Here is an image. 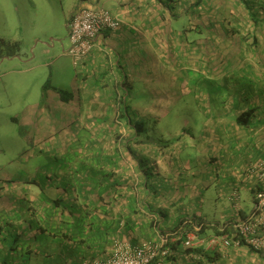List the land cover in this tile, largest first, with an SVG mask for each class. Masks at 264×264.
Masks as SVG:
<instances>
[{
  "label": "crops",
  "instance_id": "crops-1",
  "mask_svg": "<svg viewBox=\"0 0 264 264\" xmlns=\"http://www.w3.org/2000/svg\"><path fill=\"white\" fill-rule=\"evenodd\" d=\"M58 1L68 7V20L80 8L105 9V4H110L117 10L114 17L122 24L119 30H105L78 67L81 110L70 111L75 98L66 105L56 92L54 103L57 102L59 111L90 124L79 132L77 145L70 153L80 151L85 155L90 170L104 171L106 175L114 173L104 160L117 150L124 153L123 148L114 146L113 132L108 131V123L114 119L113 107L117 105L113 91L118 88L141 91L144 98L137 104L140 116L148 110L161 122L173 112L176 104L171 102L180 101L184 93L189 91L198 101L202 95L207 104L199 106L198 117L203 115V120L206 119L199 121L206 135L196 138L192 131L189 134L178 130L175 133L180 141L167 149L155 150L152 159L166 190L158 199L146 197L145 190L137 199L131 198L127 190H122V197L100 196L97 181L87 183L74 175L65 179L61 168L54 170L58 178L47 181L46 189L37 188L43 184L36 185L34 180L9 179L19 185V190L0 194L2 202L6 197L15 199L11 201L15 209L9 213L1 211L5 207L9 210L7 201L6 205L0 201L1 223L23 229L18 228L22 232L17 241L9 237L12 228H5L0 234V264H83L87 260L106 259L112 253L114 241L135 247L162 241L172 251L171 258L161 264H264V250L257 253L246 247L222 245L208 248L203 241L216 236L213 229L198 238L191 231L187 240H193L192 246L178 245L189 229L180 226L181 220L204 216L201 191L205 187H224L229 201L228 206L221 208L223 221L204 218L208 223H224L240 219L241 215L248 218L257 192L264 190V176L253 171L264 161V35L258 43L259 51L251 47L257 26L244 18L220 17L213 19L218 26L215 34L199 31L194 26L210 20L194 16L196 0H181L173 5L183 10L179 19L171 16L170 7L158 0ZM31 4L35 0H0V11L10 12ZM8 21L6 14H0L4 26H8ZM259 30L264 33V26ZM226 33L237 44H227ZM241 37L250 40L243 47L239 44ZM218 52L225 56H215ZM85 77L89 79L84 81ZM140 81L143 86L134 88V83ZM124 83L128 84L125 88L121 86ZM127 96L126 92L123 100ZM160 106L165 110H158ZM24 109V118L42 117L39 125L50 115V110L40 106L36 110L30 106ZM245 113H253L249 126L238 123ZM13 120L22 126L15 117ZM26 121L21 124L27 128L31 122L32 126L36 123ZM120 133L126 135V129ZM69 161L65 172L80 167L76 161ZM133 166L128 161L121 164L123 173L118 175L121 183L132 179ZM210 171L215 173L213 177ZM92 188L97 191L92 192ZM144 201L151 206H144Z\"/></svg>",
  "mask_w": 264,
  "mask_h": 264
},
{
  "label": "rangeland",
  "instance_id": "rangeland-1",
  "mask_svg": "<svg viewBox=\"0 0 264 264\" xmlns=\"http://www.w3.org/2000/svg\"><path fill=\"white\" fill-rule=\"evenodd\" d=\"M105 9L113 17L116 15L117 10L110 4H105ZM0 14H6L9 19L7 27L0 22V37L6 42L20 44L18 54L0 59V184L8 187L9 179L13 178V181L23 182L34 180L36 185L41 182L43 184L41 188L45 189L48 176H52L53 181L57 180L55 177L57 172L52 168H60L61 163L53 162L52 156L61 151V144L53 146L48 141L44 143L42 141L60 134L61 124H67L66 127L72 134L77 133L80 123L78 117L69 112L60 110L63 113L61 115L57 102L54 103L56 89H59L75 98V105L70 106V111L78 113L81 110V101L78 97L79 66L75 65L68 55L69 10L58 0H50L48 3L46 0H40V3L35 0V4L31 6L15 8L10 12L0 11ZM125 55L127 56L126 53ZM45 84H48L49 89L44 95ZM142 86L141 81L134 83V88ZM183 95L180 101L171 102L176 104L169 118L171 121L164 120L161 123L154 119L147 120L148 130L152 135L159 137L162 130H178L184 125L189 126L196 138L206 135L202 130L203 124L199 122H206V119L203 120V115L198 117V108L207 104V100L200 95L198 101V97L189 91ZM134 96L135 99H132L134 104H138V100L144 98L143 93L137 90ZM83 104L81 103L82 106ZM36 105L40 106V109L50 110L49 118L41 125L38 121H41L42 117H22L25 107L30 106L36 110ZM42 105L44 106L41 107ZM160 107L157 109L165 110L164 107ZM52 112L56 113V116ZM13 117L22 126H19ZM27 119L36 123L32 126L31 122L27 128L26 124H21L26 123ZM210 172L212 174L209 175L213 177L215 173ZM62 184L64 185V181ZM12 187L13 192L19 190L17 183ZM223 188L218 185L217 188L213 186L202 189L203 218L223 221L222 205L224 207L229 205L226 189ZM16 199L19 202V198ZM13 200L15 199L7 201V208L11 211L15 209V204L11 202Z\"/></svg>",
  "mask_w": 264,
  "mask_h": 264
},
{
  "label": "trees",
  "instance_id": "trees-1",
  "mask_svg": "<svg viewBox=\"0 0 264 264\" xmlns=\"http://www.w3.org/2000/svg\"><path fill=\"white\" fill-rule=\"evenodd\" d=\"M159 2L163 3L164 5L170 7V13L171 16L176 17L179 19L180 14L183 13V10L178 9L177 7L173 6L175 4H179L181 0L174 1V0H167L165 2L164 0H158ZM172 5V6H171ZM195 10L192 12L194 13V16L196 18H207L210 21L206 23L197 24L194 26L195 29L199 31H206L208 33L215 34L218 30L217 23L213 21V19L216 18H228V19H246L252 21L257 27V33H254L255 36L253 38V41L251 42V47L253 49H256L259 51L258 43L260 42V38L262 40V35H264L263 32H261L259 29H261L264 26V0H196L194 2ZM198 9V10H197ZM191 9L189 10L190 13ZM122 27V26H121ZM119 30V29H118ZM239 32V31H238ZM249 34V33H247ZM227 44H237L236 42L231 41V38H229L228 33L225 34ZM243 40L241 43V47L248 43L250 40L249 38L241 37ZM213 45L214 42H213ZM230 46V45H227ZM254 46V47H253ZM240 47V48H241ZM216 48V46H215ZM20 51V44L18 42L10 43L6 42L4 40H0V59L4 57H13ZM215 56H225L220 54V52L215 53ZM224 62V61H223ZM225 64V62H224ZM226 65V64H225ZM172 66L175 67V61L172 62ZM171 66V67H172ZM89 78H84V81ZM49 83V81L47 82ZM264 83V82H263ZM122 87H127L128 84L124 83L121 85ZM49 89L48 84H45L43 87L44 95ZM56 92L59 94L62 103L68 105L73 102L74 97L69 96L66 92L56 89ZM126 92L128 93L127 99L123 100V97L126 96ZM113 93L115 94V100L117 102V105L113 107V113H114V119L112 123H108V131L113 132L114 136V146L121 147L124 149V153L122 151L117 150L114 152V154L108 156L106 160H104V164H107V166H110L114 171L111 175H106L104 171L98 172L94 170H90L88 166V162L85 160V155H82V153L79 151L77 154L70 153L72 152V148H74L77 144V140L79 139V132L84 129V127L90 126L88 123H79L78 124V132L72 134L66 125L61 124V138H58L59 134L50 136L49 139L43 140V142H47L50 145H54L53 143L56 142V145L61 144V152H56L52 156L53 162L61 163V176L64 175L65 179L73 178V175L75 177L81 178L82 180H87V183L96 182L99 185V195L105 196L106 194L108 196H119L122 197V190H127L130 194L131 198L137 199L140 198V196H143L142 192L145 190V196L151 199H158L161 198V194L166 193L165 187H164V181L161 178V173L156 171V162L152 159L155 150H164L170 147V145L175 144L176 142L180 141V138L178 135H176V131L180 130L181 133H189L190 129L189 126H183L182 128L178 130H162L159 137H156L151 134V132L148 130V119H154L159 122L161 120L158 119V117L151 116L148 113V110L145 111L144 116H140L139 112L140 109L138 108L137 103L134 104L132 99H135L134 92L132 89H126L125 91H122L120 88L114 89ZM253 115V113H245L240 118H238L239 124H244L246 126H249L250 123V117ZM127 118L125 121L122 122V119ZM170 116L167 118V121H171L172 119H169ZM164 120H162L161 123H163ZM81 125V128L79 126ZM102 125V124H97ZM126 129V135L123 133H120L121 130ZM192 133V132H191ZM189 133V134H191ZM193 135V134H192ZM181 136V134H180ZM55 137V139L53 138ZM53 138V140H51ZM53 141V142H51ZM47 144V145H49ZM33 147V146H32ZM54 158V159H53ZM74 160L77 163L80 164V167L72 172H65L71 161ZM124 161H128L129 163H134L135 166H133L134 173L130 174L131 180L121 183V178H118V175L123 173L121 164ZM55 163V164H56ZM52 169H58L52 168ZM55 177L58 178L57 173H55ZM48 181L53 180L52 176H48ZM136 178V179H134ZM103 181H100L102 180ZM114 179L113 182L110 183V181ZM117 179V180H116ZM65 182V181H64ZM13 184H15L12 181H8V184L6 186H2L0 184V194H8L10 193L12 188L14 189ZM65 186V185H64ZM42 186H40V189ZM66 187V186H65ZM46 189V188H45ZM66 189V188H65ZM94 188H92V192H96ZM263 191V190H262ZM261 192V191H258ZM257 192V193H258ZM144 196V197H145ZM1 199L0 201L2 202ZM9 200H11L9 198ZM7 197L5 198V201L10 202ZM5 201L2 203L5 204ZM21 202V201H19ZM144 206H151V204H148L146 201L142 202ZM6 205V204H5ZM3 205V206H5ZM8 205V204H7ZM2 212H8L11 211L1 210ZM13 212V211H11ZM7 214V213H4ZM2 216V215H1ZM0 216V223L2 221ZM240 219H231L224 223H211L207 222L203 217L194 215L193 219H182L180 222V226L182 227H188L182 236L180 237V240L178 242V245L185 244L187 242V236L188 234L194 233L196 237H200L203 235V233L206 230L213 229L216 232V236H223L225 234H228L233 237V234L235 233V224L238 220L246 219L244 218V215L239 216ZM185 225V226H184ZM22 227V228H21ZM5 228L8 230V228H12L11 234L9 233V237H14L17 241L21 238V232L17 231L18 228H21L19 230L23 229V226H18V228L14 227L11 223H6L3 225L1 223L0 225V234L2 233ZM183 229V228H181ZM184 230V229H183ZM161 245L162 250H166L168 252L167 256L160 255L157 257L151 264H161L165 259H170L172 251L171 248L169 249L168 244H165L164 242L159 243ZM188 247V246H187ZM191 247V246H190ZM252 250V249H251ZM254 251V250H252ZM255 252V251H254Z\"/></svg>",
  "mask_w": 264,
  "mask_h": 264
},
{
  "label": "built area",
  "instance_id": "built-area-1",
  "mask_svg": "<svg viewBox=\"0 0 264 264\" xmlns=\"http://www.w3.org/2000/svg\"><path fill=\"white\" fill-rule=\"evenodd\" d=\"M121 21L113 17L107 10L84 7L75 12L68 20L67 27L70 37L68 54L74 64L79 66L95 46L96 40L105 30H118ZM264 176V161L254 170ZM233 237L225 234L213 236L203 241L208 248L222 245L224 248L246 247L259 253L264 250V190L255 196L252 213L246 219L238 220L235 224ZM189 239L186 246H192ZM160 255L167 256L156 242H148L141 246H132L128 242L114 241L112 253L106 259L87 260L83 264H151Z\"/></svg>",
  "mask_w": 264,
  "mask_h": 264
}]
</instances>
